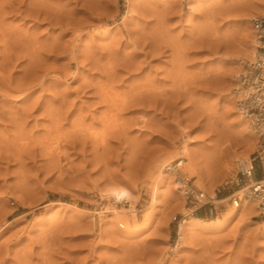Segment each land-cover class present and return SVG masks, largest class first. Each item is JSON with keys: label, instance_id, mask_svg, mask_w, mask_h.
<instances>
[{"label": "rangeland", "instance_id": "rangeland-1", "mask_svg": "<svg viewBox=\"0 0 264 264\" xmlns=\"http://www.w3.org/2000/svg\"><path fill=\"white\" fill-rule=\"evenodd\" d=\"M36 1L37 17L0 2V37L20 50L0 43V264H264V214L227 197L236 161L257 148L234 89L254 54L239 46L251 8ZM178 152L216 196L211 212L161 164Z\"/></svg>", "mask_w": 264, "mask_h": 264}, {"label": "built area", "instance_id": "built-area-1", "mask_svg": "<svg viewBox=\"0 0 264 264\" xmlns=\"http://www.w3.org/2000/svg\"><path fill=\"white\" fill-rule=\"evenodd\" d=\"M249 23L254 36L255 52L251 59L242 63L237 73V87L234 89L238 93L236 108L248 119L256 134L257 148L247 160L236 161V174L231 180L235 190L227 197L233 205H237L242 198L252 199L258 211L264 214V13L251 17ZM182 160L168 162L165 169L174 175L176 188L189 206L194 209L207 207L211 212L216 196L202 191L185 171L180 170ZM172 219H177V216L174 215Z\"/></svg>", "mask_w": 264, "mask_h": 264}, {"label": "bare ground", "instance_id": "bare-ground-1", "mask_svg": "<svg viewBox=\"0 0 264 264\" xmlns=\"http://www.w3.org/2000/svg\"><path fill=\"white\" fill-rule=\"evenodd\" d=\"M2 0H0V2H1ZM16 1H23V2H21L22 3V5H24L23 7H25V9L27 8V12H29L28 14L29 15H32L33 17H37V14L39 13V12H41V10L40 9H42V8H40V7H38L39 5H37V4H35V3H31L30 2V0L29 1H27L26 2V0H15V2ZM25 1V2H24ZM39 1V0H38ZM7 3V5L9 6V8L8 9H10V12H11V8L10 7H12L11 5H14V4H12L13 2H12V0H11V2H10V0H3V2L2 3ZM14 2V3H15ZM20 2L19 3H17V4H20ZM29 2V3H28ZM35 2L37 3V1L35 0ZM45 2V1H44ZM238 2V1H237ZM24 3H27L26 5H28V7L27 6H25V4ZM43 3V2H42ZM239 3V4H238ZM238 3H234L235 5H238V7L240 8L241 6H245V8H251V10L250 11H248V14H247V16H245V19H247L248 17H249V19L251 18V17H253L255 14H261V13H264V0H241L240 2H238ZM1 4V3H0ZM16 4V5H17ZM40 4V3H39ZM45 4V3H44ZM43 4V5H44ZM234 4L232 5V7L234 6ZM21 5V4H20ZM21 5V6H22ZM31 5H34L33 7L31 6ZM55 5V4H54ZM6 6V5H5ZM8 6H6V7H8ZM36 6V7H35ZM40 6H41V4H40ZM44 6H46V5H44ZM229 6V5H228ZM227 7V6H226ZM13 8V7H12ZM18 8V7H17ZM21 8V7H20ZM48 8V7H47ZM230 8V7H229ZM14 9L16 10V8H15V5H14ZM13 9V10H14ZM49 9H51L52 10V8H49ZM49 9H46V10H48L46 13L47 14H49ZM57 9V8H56ZM59 9V8H58ZM57 9V10H58ZM23 10H24V8H23ZM43 10V9H42ZM46 10H44V11H46ZM53 10H55V9H53ZM53 10H52V13H54L53 12ZM60 10H61V8H60ZM8 11V10H7ZM6 11V12H7ZM19 11V10H18ZM25 11V10H24ZM66 11V10H65ZM5 12V13H6ZM9 12V11H8ZM15 12V11H14ZM69 12V11H68ZM0 13L2 14V13H4V6L3 5H0ZM16 13V12H15ZM45 13V12H44ZM43 13V14H44ZM67 13V12H66ZM226 13V12H225ZM9 14V13H8ZM27 14V15H28ZM239 14V13H238ZM3 15V14H2ZM7 15V14H6ZM28 15V16H29ZM41 15H42V13H41ZM46 15V14H45ZM50 15H51V13H50ZM242 15V14H241ZM5 16V15H4ZM3 16V17H4ZM27 16V17H28ZM38 16H40V14H38ZM48 16L49 15H47L46 16V19L48 18ZM31 17V16H30ZM29 17V18H30ZM42 17V16H41ZM56 17H57V14H56ZM66 17V16H65ZM69 18V17H68ZM1 19H2V16H1ZM0 19V20H1ZM4 19V18H3ZM36 19V18H35ZM49 20H51L50 18H48ZM47 19V20H48ZM43 20V19H42ZM54 20V19H53ZM60 21V20H59ZM62 21V20H61ZM54 22H55V20H54ZM57 22V21H56ZM66 22H68V20H67V18H66ZM0 23L2 24V22L0 21ZM53 23V22H52ZM70 23V22H69ZM248 23V22H247ZM53 24H55V23H53ZM64 24V23H63ZM4 25V24H3ZM2 26V25H1ZM1 29V28H0ZM2 29H3V27H2ZM1 29V30H2ZM4 30V29H3ZM12 31L14 30V29H11ZM19 30V29H18ZM6 31V30H5ZM16 31V30H15ZM14 31V32H15ZM243 32H241L242 34L240 35L241 37H240V40H239V46H244V48L245 49H248L247 50V52L245 51V50H242V52H243V54H242V56H244L245 55V57H250V54L251 53H254L255 52V47L254 46H252L254 43H252V45H251V39H252V37H251V33H252V29H251V27H250V24L248 23V24H246L245 25V28H243V30H242ZM21 32V31H20ZM16 33V32H15ZM17 33H18V31H17ZM16 33V35H14V37L16 38L15 40H16V42H17V47H19L21 50L23 49V48H25L26 47V42H25V40H27V39H24V37H25V35L23 36L22 34H23V32L20 34H17ZM6 34V33H5ZM7 36V35H6ZM3 33H2V35H1V37H0V43L2 42L3 44V47H4V53L3 54H5L6 55V51H7V49L9 48L10 49V52H11V50L13 49L14 51L16 50V49H14L15 47H13V45H12V49L10 48L11 46V44H7V41L9 40H7V37H6ZM26 37H28L27 35H26ZM9 38V37H8ZM36 39V38H35ZM14 40V41H15ZM48 42H50V41H48ZM15 43V42H14ZM13 42H12V44H14ZM20 43H22L23 45H19ZM36 43H37V41H36ZM52 42H50V44H51ZM54 43V42H53ZM16 44V43H15ZM34 45V44H33ZM40 45H41V43H40ZM44 45V44H43ZM36 46V45H35ZM37 46H39L38 44H37ZM36 46V47H37ZM27 47H29V46H27ZM31 47V46H30ZM34 47V46H33ZM51 47V46H50ZM55 47V46H54ZM57 47V46H56ZM38 48V47H37ZM1 49H2V47H1ZM18 49V48H17ZM36 49V48H35ZM51 49V48H50ZM54 50V49H53ZM56 50V49H55ZM13 51V52H14ZM16 51H20V50H16ZM8 52H9V50H8ZM17 52V53H18ZM241 52V51H240ZM248 54H246V53ZM245 53V54H244ZM8 55H6V56H10L9 55V53H7ZM13 54V53H12ZM15 54H16V52H15ZM155 54V53H154ZM28 55H30V54H27V56ZM33 57H34V55L33 54H31ZM252 55V54H251ZM5 58V57H4ZM28 58V57H27ZM30 59H31V56L29 57ZM6 60V59H5ZM151 92L153 91V90H150ZM156 91V90H155ZM149 92V91H148ZM154 93H152V95H153ZM105 95H106V97H107V93H103L102 94V97H104L105 99H106V97H105ZM155 95V94H154ZM145 96V95H144ZM147 96V95H146ZM156 96V95H155ZM101 97V98H102ZM134 97V96H133ZM136 97V96H135ZM154 97V96H153ZM152 97V98H153ZM157 98V97H156ZM238 98V97H237ZM136 99H137V97H136ZM104 100V99H103ZM102 100V101H103ZM133 100H134V98H133ZM140 100V99H139ZM168 100H170L169 98H168ZM141 101V100H140ZM139 101V102H140ZM143 101V100H142ZM146 101H148V102H150V100H146ZM146 101H144V102H146ZM154 101V100H153ZM166 101V100H165ZM165 101H163L164 103H165ZM129 102H131L130 100H129ZM136 102V101H135ZM156 102V104H157V101H155ZM170 102V101H169ZM171 102H172V99H171ZM173 102H174V100H173ZM134 103V102H133ZM147 103V102H146ZM125 104V103H124ZM135 104V103H134ZM133 104V105H134ZM139 104V103H138ZM162 104V103H161ZM167 104V103H166ZM165 104V105H166ZM130 105V104H129ZM131 105H132V103H131ZM168 105H170V104H168ZM155 106V105H154ZM167 107V106H166ZM170 107V106H169ZM171 109V108H170ZM169 109V110H170ZM172 110V109H171ZM170 110V111H171ZM192 119V118H191ZM249 123V122H248ZM249 127H250V125H249ZM246 129V128H245ZM247 131H248V133H249V140H250V137H251V140L250 141H252L253 143L255 142V143H257V136H256V134H254L253 132H251L252 130H248L247 129ZM248 138V137H247ZM249 141V142H250ZM246 142V141H245ZM249 144V143H248ZM256 145V144H255ZM54 146V145H53ZM173 155V154H172ZM189 155V154H188ZM184 157H186L187 158V154L186 155H184V154H181V153H176L175 155H173V156H170V157H163V158H161V164H164V162L165 161H167L168 160V162L169 161H171V160H174V159H183L182 160V162H181V167H180V170H182V171H185L184 169H183V165H188L189 167H190V169L192 170V175H196V172L192 169V166L189 164V162H185V158ZM189 159V158H188ZM239 160V159H238ZM243 160H247V159H243ZM166 164H168V163H166ZM165 164V165H166ZM161 169V168H160ZM164 169V168H163ZM108 193L116 200V199H124L126 196H127V192H126V190H124V189H121V188H111V189H109V191H108ZM110 195H108V196H110ZM126 198H128V197H126ZM125 200V199H124ZM242 202V203H241ZM131 203V202H130ZM240 203L242 204V208H244L247 212L248 211H252L254 208H255V206H256V203L252 200V199H241V201H240ZM233 206H239V203L237 204V205H233ZM241 207V206H240ZM249 213V212H248ZM194 219H197V220H199V218H194ZM181 227V226H180ZM179 227V228H180ZM182 228V227H181ZM181 230H183V229H181ZM179 233V232H178ZM183 235V234H182ZM179 237H180V235H179ZM178 237V238H179ZM183 237V236H182ZM184 238V237H183ZM180 239V238H179ZM177 246V245H176Z\"/></svg>", "mask_w": 264, "mask_h": 264}, {"label": "trees", "instance_id": "trees-1", "mask_svg": "<svg viewBox=\"0 0 264 264\" xmlns=\"http://www.w3.org/2000/svg\"><path fill=\"white\" fill-rule=\"evenodd\" d=\"M201 214H202V212H201V211H199V215H200V216H202Z\"/></svg>", "mask_w": 264, "mask_h": 264}]
</instances>
